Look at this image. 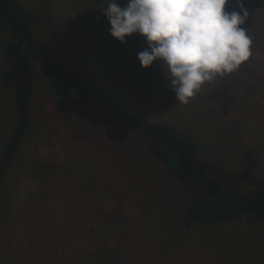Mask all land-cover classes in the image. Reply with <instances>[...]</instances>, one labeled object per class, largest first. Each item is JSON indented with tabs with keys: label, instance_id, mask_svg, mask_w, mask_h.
Returning a JSON list of instances; mask_svg holds the SVG:
<instances>
[{
	"label": "rangeland",
	"instance_id": "1",
	"mask_svg": "<svg viewBox=\"0 0 264 264\" xmlns=\"http://www.w3.org/2000/svg\"><path fill=\"white\" fill-rule=\"evenodd\" d=\"M21 1L37 15L41 47L61 66L135 113L188 129L201 154L222 168L241 170L242 150L257 149L264 175V0H229V11L243 16L242 6L247 12L241 27L252 56L236 72L206 83L187 105L178 101L162 61L141 66L137 53L147 48L145 37L121 43L110 35L102 0ZM3 61L0 32V155L17 119ZM54 100L41 82L33 100L38 123L8 177L0 264H173L179 249L185 264H264V222L184 228L188 196L141 156L146 140L137 131L123 129L112 111L95 103H81L84 114L71 119ZM90 143H99L100 154ZM25 198L34 202L36 219L28 238H20L13 226ZM99 245L101 256L92 252Z\"/></svg>",
	"mask_w": 264,
	"mask_h": 264
},
{
	"label": "trees",
	"instance_id": "2",
	"mask_svg": "<svg viewBox=\"0 0 264 264\" xmlns=\"http://www.w3.org/2000/svg\"><path fill=\"white\" fill-rule=\"evenodd\" d=\"M36 23L37 15L21 0H0L4 56L2 78L3 84L14 94L17 115L0 155V214L12 166L27 136L38 123L33 100L42 82L55 97L53 104L60 107L62 114L78 119L84 114L81 103H95L112 111L123 129L135 130L146 140V145L139 146L141 156L188 196L182 218L184 228L264 222V175L259 171L257 149L242 150L241 170L220 167L201 154L198 140L188 129L165 117L153 119L131 111L118 98L93 87L83 76L57 63L41 47L35 32ZM80 121H76L77 124ZM90 145V150L96 153L101 150L99 143L95 145L96 149L94 143ZM114 152L111 148V159ZM143 163L140 158V164ZM35 210L34 202L25 198L20 216L15 218L14 235L28 238L29 223L36 219ZM76 231L78 233L79 229ZM84 233L86 235L88 231ZM65 239L69 240L70 236L66 235ZM92 252L99 256L104 254L101 245ZM84 257L82 261L86 260ZM185 258L184 251L179 249L173 264H185ZM98 264L116 263L113 260L112 263ZM129 264L146 263L133 259Z\"/></svg>",
	"mask_w": 264,
	"mask_h": 264
},
{
	"label": "clouds",
	"instance_id": "3",
	"mask_svg": "<svg viewBox=\"0 0 264 264\" xmlns=\"http://www.w3.org/2000/svg\"><path fill=\"white\" fill-rule=\"evenodd\" d=\"M229 0H102L112 37L146 38L137 53L145 69L162 61L179 102L187 105L208 83L236 72L252 56L241 27L247 12L229 11ZM103 5H106L104 7Z\"/></svg>",
	"mask_w": 264,
	"mask_h": 264
}]
</instances>
